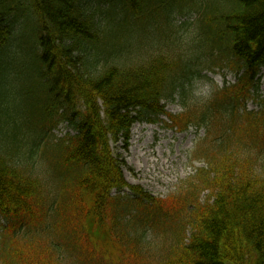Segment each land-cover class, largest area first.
Here are the masks:
<instances>
[{
	"label": "trees",
	"instance_id": "16d2710c",
	"mask_svg": "<svg viewBox=\"0 0 264 264\" xmlns=\"http://www.w3.org/2000/svg\"><path fill=\"white\" fill-rule=\"evenodd\" d=\"M101 1L109 3L103 20ZM174 1L0 0V264H135L147 246L163 249L155 264H264V0L226 9L188 0L204 5L199 55L140 64L123 54L119 32L154 17L166 26ZM210 67L236 82L197 101L190 83ZM23 97V112L12 110ZM175 102L181 113H165ZM161 116L179 133H204L192 153L205 167L168 200L129 186L109 146L126 149L134 124ZM60 123L73 134L57 139ZM124 188L130 194L111 195ZM148 231L158 245L146 243ZM94 233L127 245L124 258L98 250Z\"/></svg>",
	"mask_w": 264,
	"mask_h": 264
},
{
	"label": "rangeland",
	"instance_id": "374dc122",
	"mask_svg": "<svg viewBox=\"0 0 264 264\" xmlns=\"http://www.w3.org/2000/svg\"><path fill=\"white\" fill-rule=\"evenodd\" d=\"M189 1L194 3H203L204 1L205 6L208 7L210 5L212 9L216 6L226 9L232 5L231 0ZM189 1L183 0L185 3L179 6L178 4L182 0H175L174 7L171 2L166 4L165 11L169 16V23L166 26L155 25L154 23L157 17H154L153 23L151 25L148 24L149 27L143 21H140L137 25L132 24L133 28L130 31L125 33L119 32V36L125 41L123 54L128 55L131 59H136L140 56L142 58L139 59L140 64L141 62L144 64L153 62L162 56L165 57H162L165 62H170L173 60V56L177 57L184 50L191 51L188 52L191 56L199 55V46L201 39L204 37L201 32V17L202 12H204V5H194ZM98 9V16L102 20L105 19L109 9V3L107 1H101ZM159 17L163 21V15H159ZM138 19L140 20L141 18ZM158 27L162 29L161 35L157 31ZM12 44L15 46L16 41H12ZM17 51H20V49ZM201 55L205 59V54L202 53ZM201 75H204V78L197 77L190 83L191 92L197 101L207 99L214 88H221L224 85L233 84L236 81L234 73L228 71L226 68L210 67L202 70ZM260 94L264 97V72L260 75ZM33 99L34 96H32ZM28 103L29 100L27 97H23V100L14 98L11 108L13 110L14 107L16 112L22 113ZM164 106V111L167 114L176 115L181 113V106L178 102L164 103ZM258 108L257 101L247 103V109L249 111H256ZM159 119L154 125L146 123L135 124L130 131V139L126 149L123 148V143L121 142H110L109 146L113 156L122 162L121 171L123 179L129 186L141 188L156 200H168L169 198L172 199L171 197L175 194L180 193V187L184 183L191 181L195 177L196 172L205 167V162L202 159H193L192 153L196 141L202 138L204 133L202 130H196L191 127L188 131L179 134L174 129L170 130L168 127L170 122L167 118L161 116ZM136 126L141 127V129L134 134L132 130ZM66 133L73 134V130L66 123H60L52 131V134L57 139L63 138ZM153 160H156V162H153ZM35 169L42 178L51 181L46 165H37ZM164 171H169V174L164 173ZM258 172L259 174L264 172V156L259 161ZM50 189L52 190L53 186ZM129 193V189L125 188L120 192L112 191L111 195L122 196ZM206 197H208L207 192H201L199 194V199L202 201L206 200ZM176 198L173 197V199ZM2 225L3 221L0 220V230ZM153 233V231L147 232L146 243L152 242L158 245V240L155 239ZM94 236L99 240L97 245L98 250L105 252L112 260L113 258H120V260L124 258L121 249H127V245L124 247L125 249L120 248L113 246L112 243H107L106 236L103 234L94 233ZM144 249V252L137 255L138 259L135 264H155L163 250L159 246H153L152 250L148 246L144 247ZM100 251H98L99 255H102ZM147 251H151V255L149 253L144 255ZM124 259L116 264H122ZM74 263L75 260L72 259L70 264ZM98 264L104 263L100 262Z\"/></svg>",
	"mask_w": 264,
	"mask_h": 264
},
{
	"label": "bare ground",
	"instance_id": "6f19581e",
	"mask_svg": "<svg viewBox=\"0 0 264 264\" xmlns=\"http://www.w3.org/2000/svg\"><path fill=\"white\" fill-rule=\"evenodd\" d=\"M140 129H141V127L136 126V127L133 128L132 132L135 134V133H137ZM153 162H156V160H153ZM166 164H167V163H166ZM138 168H139V167H138ZM168 169H169V166H168ZM164 173L169 174V171H166V172L164 171Z\"/></svg>",
	"mask_w": 264,
	"mask_h": 264
}]
</instances>
